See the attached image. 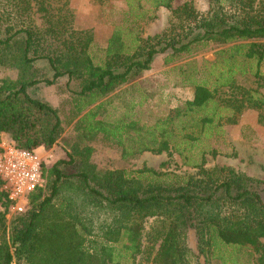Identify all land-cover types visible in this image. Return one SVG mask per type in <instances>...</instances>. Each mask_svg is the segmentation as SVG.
<instances>
[{
    "label": "trees",
    "instance_id": "16d2710c",
    "mask_svg": "<svg viewBox=\"0 0 264 264\" xmlns=\"http://www.w3.org/2000/svg\"><path fill=\"white\" fill-rule=\"evenodd\" d=\"M148 1L153 8L171 5V0ZM125 2L133 8L131 0ZM206 2L203 11L196 10L192 0L173 10L188 21L183 37L154 35L141 44L134 35L129 42L113 35L104 49L108 58L100 64L90 53L92 32L73 27L68 0H0V66L17 71L14 80L0 83V136L8 135L27 150L50 148L64 120L51 104L31 97L27 88L40 81L54 84L65 74L69 79L83 77L64 117L66 124L74 122L76 133L68 160L43 169L47 183L31 194L27 210L11 221L8 234L0 212V264H138L140 256L151 257L150 264H200V256L205 264L211 259L264 264L259 181L230 166L204 167L206 154H217L207 140L220 127L237 124L246 108L260 110L259 121L264 122V93L258 90L264 86V0ZM150 10L133 17L142 20ZM33 13L40 14L44 26H35ZM213 40L230 45L219 49L214 61L192 60L177 67L183 85L194 89L193 97L153 125L139 126L138 119L125 112L112 120L101 118L99 110L109 97L92 106L130 74L149 69L157 55L177 56ZM40 59L49 64L51 77H40L34 68ZM239 76L250 77L256 87L243 85ZM98 137L119 149L122 158L165 151L197 170L98 174L86 162L79 166L76 161L91 149L82 143ZM68 163L79 166L74 175L60 169ZM70 181L83 194L81 200L62 192ZM147 217L158 222L144 245ZM190 230L196 249L188 244ZM154 243L158 246L152 255Z\"/></svg>",
    "mask_w": 264,
    "mask_h": 264
},
{
    "label": "rangeland",
    "instance_id": "374dc122",
    "mask_svg": "<svg viewBox=\"0 0 264 264\" xmlns=\"http://www.w3.org/2000/svg\"><path fill=\"white\" fill-rule=\"evenodd\" d=\"M186 0H171L170 7L157 6L151 7L147 0H131L133 8H129L125 0H68L67 7L73 14V27L77 30L88 29L93 34L94 43L90 47V53L94 55L95 62L102 64L108 56L106 50L109 40L114 35H119L123 41L129 42L134 37L146 40L154 35H164L165 38L175 37L178 34L184 36L187 32L188 21L183 17H177L173 11ZM193 6L198 11L206 9V0H192ZM61 3L56 2V6ZM151 9L144 15L143 19L134 18L133 14ZM39 13H33L34 24L37 27L41 24ZM135 21V22H134ZM189 37V36H188ZM187 37V38H188ZM180 38V41L188 39ZM264 40V39H263ZM229 43H222L213 40L207 45L193 48L190 52L180 53L177 56L167 54L157 55L147 70H142L136 74H130L128 80L118 85L114 90L106 93L101 99L97 100L92 106L109 97L110 102L103 106L99 112L100 117L108 120L121 117L124 112L132 114V118L142 124L153 125L158 118L167 115L169 110L176 106H181L184 101L193 97V88L183 85L179 65L188 61L201 60L214 61L219 49L229 46ZM62 50V49H60ZM35 69L39 70L40 77H51L52 71L46 60L40 59L33 64ZM123 70L122 67L118 68ZM17 71L15 69L0 66V83L3 79H15ZM39 76V75H38ZM239 81L245 86L256 87L252 79L248 76H239ZM83 77L69 79L65 74L48 85L40 81L27 88L31 97L45 101L58 110L63 123V130L58 136L56 142L50 147L45 148L51 152L52 157L48 158L50 168L58 160H68V153L76 140V133L73 130V123L66 124L64 117H67L72 106L71 100L75 97L74 93L81 88ZM264 93V86L258 88ZM108 99V100H109ZM125 102L127 105H125ZM140 103V104H139ZM121 104H124L123 107ZM134 105L131 109L130 106ZM91 106V107H92ZM90 108V107H89ZM259 111L253 108H246L240 115L237 124L222 126L218 132L209 137L207 143L216 149L217 154L212 156L206 154V164L204 167L212 168L214 166H230L249 176L256 178V189L264 201V122L259 121ZM264 112V108L262 109ZM8 135L2 134L0 142H7ZM89 146L91 149L76 157L78 165L87 163L93 167L94 172L101 173L105 171H125L126 174L132 171L142 169H154L157 171H173L176 173L189 174L196 172L197 169L182 164L177 154L169 155L163 151L160 153L152 151H143L133 154L128 158H122L119 149L104 143L99 137L97 139H86L81 147ZM76 163H68L60 166L65 174L74 175L79 166ZM131 176H133L131 174ZM44 185L48 177L44 176ZM71 182V183H70ZM64 191L74 199L83 198V194L76 190L75 181H70ZM0 212L4 214L6 232L11 221L18 213L10 212L6 207L4 200H0ZM158 219L147 217L144 223L142 242L146 244V236L151 228L157 225ZM188 244L192 249H196V236L192 230L188 233ZM148 245V244H147ZM158 243H154L152 255L155 253ZM151 257H138V264H150ZM210 264H221L216 259H211ZM18 264V263H13ZM200 264H205L204 257L200 256Z\"/></svg>",
    "mask_w": 264,
    "mask_h": 264
},
{
    "label": "built area",
    "instance_id": "2783aa9c",
    "mask_svg": "<svg viewBox=\"0 0 264 264\" xmlns=\"http://www.w3.org/2000/svg\"><path fill=\"white\" fill-rule=\"evenodd\" d=\"M50 157L41 147L27 150L11 140L0 142V192L10 212L24 213L31 194L44 187L43 169Z\"/></svg>",
    "mask_w": 264,
    "mask_h": 264
}]
</instances>
